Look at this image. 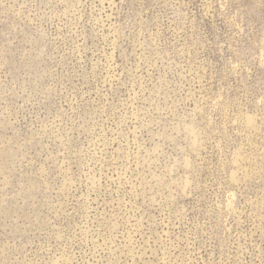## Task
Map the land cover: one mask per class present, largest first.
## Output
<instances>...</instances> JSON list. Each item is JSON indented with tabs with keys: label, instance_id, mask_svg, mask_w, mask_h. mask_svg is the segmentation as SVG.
I'll return each instance as SVG.
<instances>
[{
	"label": "rangeland",
	"instance_id": "obj_1",
	"mask_svg": "<svg viewBox=\"0 0 264 264\" xmlns=\"http://www.w3.org/2000/svg\"><path fill=\"white\" fill-rule=\"evenodd\" d=\"M0 264H264V0H0Z\"/></svg>",
	"mask_w": 264,
	"mask_h": 264
}]
</instances>
